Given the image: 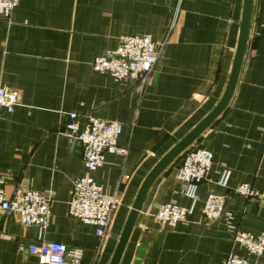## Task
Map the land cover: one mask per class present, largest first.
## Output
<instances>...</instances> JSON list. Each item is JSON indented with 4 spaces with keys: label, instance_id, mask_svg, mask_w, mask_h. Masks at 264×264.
Listing matches in <instances>:
<instances>
[{
    "label": "crops",
    "instance_id": "crops-1",
    "mask_svg": "<svg viewBox=\"0 0 264 264\" xmlns=\"http://www.w3.org/2000/svg\"><path fill=\"white\" fill-rule=\"evenodd\" d=\"M244 0H19L0 17V83L20 92V104L0 118V188L50 192L46 228L25 227L0 210V264H40L20 244L62 242L83 250V264H109L138 190L161 157L197 125L225 91L238 43ZM166 41L152 79L139 89L92 67L122 36ZM69 113L81 127L94 116L119 121V146L92 173L121 205L103 243L95 228L68 213L74 180L87 171L83 147L64 133ZM214 155L195 196L176 178L182 157L154 183L120 264H223L231 253L252 255L231 227L264 231L257 197L235 191L248 183L264 194V0H254L246 53L232 99L190 147ZM189 149V148H188ZM187 149V150H188ZM229 173L228 186L219 184ZM128 176V179L125 177ZM210 194L224 196V214L203 215ZM192 208L187 222L159 223L155 205Z\"/></svg>",
    "mask_w": 264,
    "mask_h": 264
},
{
    "label": "built area",
    "instance_id": "built-area-1",
    "mask_svg": "<svg viewBox=\"0 0 264 264\" xmlns=\"http://www.w3.org/2000/svg\"><path fill=\"white\" fill-rule=\"evenodd\" d=\"M18 4L19 0H0V17L9 18ZM165 44L166 41H154L151 35L122 36L115 49L96 56L91 64L94 70L107 73L116 80H131L142 90L152 79ZM19 104L20 92L0 83V118L4 112H13ZM122 130L121 122L94 116H90L81 127L77 113H69L64 123V133L83 147L87 171L73 182L68 213L82 223L93 226L102 243L121 205V193L119 190L107 192L97 184L92 173L103 166L106 153L127 154V149L118 144ZM213 158V153L202 147L195 146L185 151L176 168V178L184 185L186 194L194 197L197 185L208 179ZM228 179L229 173L225 171L218 183L228 186ZM235 191L245 197L260 198L264 208V194L255 191L250 184L241 183L235 187ZM51 199L52 194L46 191L20 189L10 196L0 188V210L15 214L25 227L46 229L50 225ZM192 211L191 207L176 203L157 204L154 216L163 225L175 226L187 222ZM223 214L224 196L210 194L203 208L204 217L215 221ZM231 229L236 243L249 254L264 257V231L255 234L235 227ZM20 249L35 255L40 264H83V250L69 248L62 242L21 243ZM223 264L252 263L248 256L231 252Z\"/></svg>",
    "mask_w": 264,
    "mask_h": 264
},
{
    "label": "water",
    "instance_id": "water-1",
    "mask_svg": "<svg viewBox=\"0 0 264 264\" xmlns=\"http://www.w3.org/2000/svg\"><path fill=\"white\" fill-rule=\"evenodd\" d=\"M253 1L254 0H244L238 43L234 55L232 69L224 93L220 97L217 104L211 109V111L182 139H180L173 147H171L148 173L138 190L109 264L121 263L130 236L137 224L138 217L143 209L150 189L157 179L197 141V139L220 117V115L229 105L238 82L246 53L252 20Z\"/></svg>",
    "mask_w": 264,
    "mask_h": 264
},
{
    "label": "trees",
    "instance_id": "trees-1",
    "mask_svg": "<svg viewBox=\"0 0 264 264\" xmlns=\"http://www.w3.org/2000/svg\"><path fill=\"white\" fill-rule=\"evenodd\" d=\"M184 153H185V152H184ZM184 153H183V154H184ZM183 154L181 155V157L183 156ZM177 161H178V160H177ZM175 163H176V162H175Z\"/></svg>",
    "mask_w": 264,
    "mask_h": 264
}]
</instances>
